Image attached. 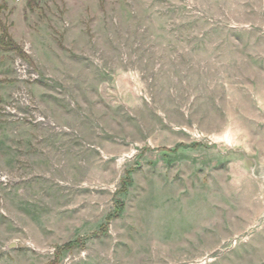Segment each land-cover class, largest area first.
<instances>
[{
	"label": "rangeland",
	"instance_id": "rangeland-1",
	"mask_svg": "<svg viewBox=\"0 0 264 264\" xmlns=\"http://www.w3.org/2000/svg\"><path fill=\"white\" fill-rule=\"evenodd\" d=\"M0 5V264H264V0Z\"/></svg>",
	"mask_w": 264,
	"mask_h": 264
},
{
	"label": "trees",
	"instance_id": "trees-1",
	"mask_svg": "<svg viewBox=\"0 0 264 264\" xmlns=\"http://www.w3.org/2000/svg\"><path fill=\"white\" fill-rule=\"evenodd\" d=\"M0 10H2L1 5ZM0 46H7V48L19 51V48L15 45L13 39L5 30H3V37L0 39Z\"/></svg>",
	"mask_w": 264,
	"mask_h": 264
},
{
	"label": "built area",
	"instance_id": "built-area-1",
	"mask_svg": "<svg viewBox=\"0 0 264 264\" xmlns=\"http://www.w3.org/2000/svg\"><path fill=\"white\" fill-rule=\"evenodd\" d=\"M15 3H20L22 2L23 0H13Z\"/></svg>",
	"mask_w": 264,
	"mask_h": 264
},
{
	"label": "crops",
	"instance_id": "crops-1",
	"mask_svg": "<svg viewBox=\"0 0 264 264\" xmlns=\"http://www.w3.org/2000/svg\"><path fill=\"white\" fill-rule=\"evenodd\" d=\"M1 1V0H0Z\"/></svg>",
	"mask_w": 264,
	"mask_h": 264
}]
</instances>
